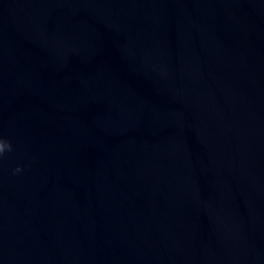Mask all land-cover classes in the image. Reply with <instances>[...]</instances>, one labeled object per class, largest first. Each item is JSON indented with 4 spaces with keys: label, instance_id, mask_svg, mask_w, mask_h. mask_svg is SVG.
I'll list each match as a JSON object with an SVG mask.
<instances>
[{
    "label": "water",
    "instance_id": "1",
    "mask_svg": "<svg viewBox=\"0 0 264 264\" xmlns=\"http://www.w3.org/2000/svg\"><path fill=\"white\" fill-rule=\"evenodd\" d=\"M0 139V264H264V0H0Z\"/></svg>",
    "mask_w": 264,
    "mask_h": 264
},
{
    "label": "clouds",
    "instance_id": "2",
    "mask_svg": "<svg viewBox=\"0 0 264 264\" xmlns=\"http://www.w3.org/2000/svg\"><path fill=\"white\" fill-rule=\"evenodd\" d=\"M5 150H9L10 151L11 150V146H10V144L7 141H5L3 139H0V155H2L5 152ZM15 171L19 172V171H21V169L19 167H17L15 169Z\"/></svg>",
    "mask_w": 264,
    "mask_h": 264
}]
</instances>
